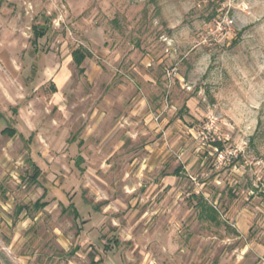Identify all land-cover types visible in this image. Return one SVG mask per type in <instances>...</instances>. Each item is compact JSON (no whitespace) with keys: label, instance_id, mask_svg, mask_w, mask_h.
<instances>
[{"label":"rangeland","instance_id":"1","mask_svg":"<svg viewBox=\"0 0 264 264\" xmlns=\"http://www.w3.org/2000/svg\"><path fill=\"white\" fill-rule=\"evenodd\" d=\"M0 264H264V0H0Z\"/></svg>","mask_w":264,"mask_h":264},{"label":"trees","instance_id":"2","mask_svg":"<svg viewBox=\"0 0 264 264\" xmlns=\"http://www.w3.org/2000/svg\"><path fill=\"white\" fill-rule=\"evenodd\" d=\"M35 29V34L37 37L43 36L45 34V30L47 29L46 26H40L37 25L34 27ZM74 59L77 62L78 65H81L84 59L89 55L87 51L84 49L78 48L73 52ZM4 133H8L10 135H13L16 133V129L7 127L3 130ZM215 145L221 147L222 143L221 141H214ZM82 160H80L81 162ZM31 165L34 168V172L31 174V181L33 182H38V179L41 175V168L39 165L35 163V161H31ZM180 170V169H179ZM176 170L175 173L179 174L180 171ZM46 197V191L45 193L38 198L34 203H33V209L39 210L48 205V201H45L44 198ZM200 206V212L203 215V217H208L212 221L220 223V213L219 210L214 206L209 204L204 197L199 198V202L197 203ZM24 207L20 206L18 211H22ZM65 211H70L74 214L75 219H78L80 217V213L78 209L75 207L74 203H70L68 208L64 209Z\"/></svg>","mask_w":264,"mask_h":264},{"label":"crops","instance_id":"3","mask_svg":"<svg viewBox=\"0 0 264 264\" xmlns=\"http://www.w3.org/2000/svg\"><path fill=\"white\" fill-rule=\"evenodd\" d=\"M73 58H74V55H73ZM75 60V59H74ZM66 76H67V69L66 68H64V69H62L61 70V72L58 74V78H59V81L60 82H63L65 79H66ZM57 90H55V92H56ZM11 128H13V127H11ZM15 129V128H14ZM4 130V129H3ZM3 132V131H2ZM4 133V132H3ZM16 133H17V131H16ZM15 133V134H16ZM6 134H8V133H6ZM15 134H13V135H11V136H14ZM10 135V134H9ZM80 160H83V157H79L78 159H77V161H79L80 162ZM172 175H177V173H175V171H174V173H172Z\"/></svg>","mask_w":264,"mask_h":264}]
</instances>
